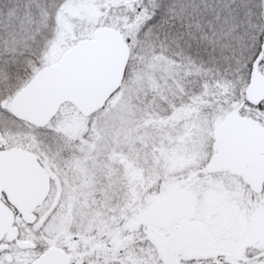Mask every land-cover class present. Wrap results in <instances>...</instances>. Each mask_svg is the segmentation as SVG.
<instances>
[{
  "label": "snow or ice",
  "instance_id": "6c2138e0",
  "mask_svg": "<svg viewBox=\"0 0 264 264\" xmlns=\"http://www.w3.org/2000/svg\"><path fill=\"white\" fill-rule=\"evenodd\" d=\"M0 264H264V0H0Z\"/></svg>",
  "mask_w": 264,
  "mask_h": 264
}]
</instances>
